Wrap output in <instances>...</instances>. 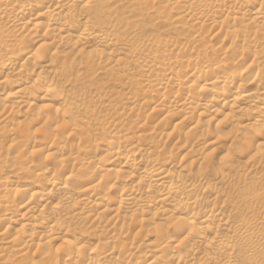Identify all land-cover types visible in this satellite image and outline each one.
Returning <instances> with one entry per match:
<instances>
[{"label":"bare ground","instance_id":"bare-ground-1","mask_svg":"<svg viewBox=\"0 0 264 264\" xmlns=\"http://www.w3.org/2000/svg\"><path fill=\"white\" fill-rule=\"evenodd\" d=\"M0 264H264V0H0Z\"/></svg>","mask_w":264,"mask_h":264}]
</instances>
